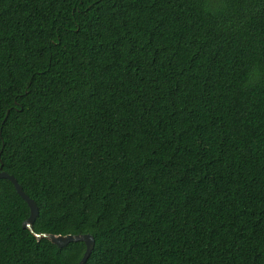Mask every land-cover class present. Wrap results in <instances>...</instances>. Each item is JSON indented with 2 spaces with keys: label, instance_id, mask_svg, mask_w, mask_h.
<instances>
[{
  "label": "trees",
  "instance_id": "obj_1",
  "mask_svg": "<svg viewBox=\"0 0 264 264\" xmlns=\"http://www.w3.org/2000/svg\"><path fill=\"white\" fill-rule=\"evenodd\" d=\"M85 264H264V0H0V167ZM0 178V264H78Z\"/></svg>",
  "mask_w": 264,
  "mask_h": 264
},
{
  "label": "water",
  "instance_id": "obj_2",
  "mask_svg": "<svg viewBox=\"0 0 264 264\" xmlns=\"http://www.w3.org/2000/svg\"><path fill=\"white\" fill-rule=\"evenodd\" d=\"M2 166L0 167V178H8L15 185L18 193L27 201L30 207V215L23 222L24 228H29L32 233H34L38 238L45 237L50 239L53 243L57 244L60 247H64L68 245L70 242L74 241H84L86 244V250L84 252L83 257L78 262V264H85L89 257L91 256L94 248H95V239L91 234H53L47 232H36L34 230V222L39 215V206L34 199H32L23 189L22 185L19 183L18 179L13 175L8 173L5 170H2Z\"/></svg>",
  "mask_w": 264,
  "mask_h": 264
}]
</instances>
